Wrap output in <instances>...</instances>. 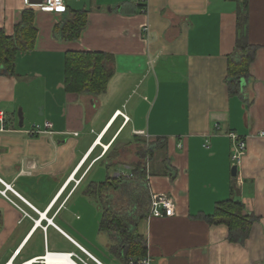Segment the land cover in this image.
I'll use <instances>...</instances> for the list:
<instances>
[{"label": "crops", "instance_id": "obj_1", "mask_svg": "<svg viewBox=\"0 0 264 264\" xmlns=\"http://www.w3.org/2000/svg\"><path fill=\"white\" fill-rule=\"evenodd\" d=\"M64 1L60 14L37 0H0V30L14 36L32 11L36 32L15 74L0 70V178L20 195L0 193V264L47 251L86 257L78 245L103 264H130L87 190L131 176L143 147L153 148L144 158L149 196L176 202L174 216L137 223L151 264H264V0H146L143 11L139 0ZM75 10L87 11V23L68 40L60 29ZM241 32L253 55L232 93L229 59L240 56ZM71 51L108 54L115 72L105 92L66 91ZM46 122L52 132L29 133ZM230 133L247 145L236 176ZM229 199L252 218L244 238L208 219Z\"/></svg>", "mask_w": 264, "mask_h": 264}, {"label": "trees", "instance_id": "obj_2", "mask_svg": "<svg viewBox=\"0 0 264 264\" xmlns=\"http://www.w3.org/2000/svg\"><path fill=\"white\" fill-rule=\"evenodd\" d=\"M145 7L146 0H140L139 8L141 11L145 10ZM241 10L238 16V26L240 30H244L247 17ZM86 23L87 11L75 10L64 21L60 31L65 39H77ZM35 34L32 11H27L24 14L22 21L16 27L14 36H7L3 30H0V70L4 68L9 75L15 74L17 53L32 48ZM235 52L240 56L237 60L230 57L228 68V81L231 84L232 93L237 91L239 79L248 75L249 64L253 55V50L245 33H240ZM114 72L113 62L106 53L68 52L65 59L66 91L89 92L93 95L101 94L106 91ZM152 151L153 148L145 149L143 147L137 152L139 160L134 163L133 176L108 175L104 182L92 183L87 190L88 195L95 196L104 206L101 221L102 230L112 237L115 243L113 249L127 258L128 263L131 261L130 258L128 259L130 254L133 255L132 258L135 261L146 255L142 249L143 239L138 233L137 223L139 220L147 218L150 211L151 196L148 194L146 184L144 158L147 154H153ZM115 165L117 163L111 162L107 167L112 168ZM122 200L127 202L119 208L118 204ZM208 219L213 222L228 224L232 240L242 236L244 238L252 224V218L244 214L243 204L233 199L219 202L215 212L208 216Z\"/></svg>", "mask_w": 264, "mask_h": 264}, {"label": "built area", "instance_id": "obj_3", "mask_svg": "<svg viewBox=\"0 0 264 264\" xmlns=\"http://www.w3.org/2000/svg\"><path fill=\"white\" fill-rule=\"evenodd\" d=\"M40 8L43 11H50L55 13L63 14L67 11V6L64 0H37ZM140 1V0H139ZM5 117L4 112H0V120H3ZM52 124L46 122L44 127L37 126L35 129L29 131L30 134H41V133H50L52 132ZM234 141V148L232 153V162L233 166L236 165L240 167L242 164V159L246 152V142L242 138H239L235 133H230ZM133 176V174H131ZM0 182L4 185V189H0V193L5 197H8V191L13 192L17 197L20 195L11 187V185L6 184L1 178ZM13 201L11 198H9ZM22 199V198H21ZM176 213V202L175 200L164 193H153L151 195L150 202V211L149 217H171ZM52 222L53 220H49ZM41 223V221H40ZM81 251L86 255L82 256L76 252H46L40 257H36L26 261L23 264H103L98 260L94 255L88 252L84 247L78 245ZM152 259L150 256L146 255L145 257L139 260L131 259V264H151Z\"/></svg>", "mask_w": 264, "mask_h": 264}, {"label": "rangeland", "instance_id": "obj_4", "mask_svg": "<svg viewBox=\"0 0 264 264\" xmlns=\"http://www.w3.org/2000/svg\"><path fill=\"white\" fill-rule=\"evenodd\" d=\"M72 1H70V4L72 5V3H71ZM80 5V2L78 1V0H76L75 1V5H72V6H75V7H78ZM40 111V110H39ZM118 201V200H117ZM126 200H122L121 202H119V204H118V206H119V208L122 206V205H124V204H126Z\"/></svg>", "mask_w": 264, "mask_h": 264}, {"label": "water", "instance_id": "obj_5", "mask_svg": "<svg viewBox=\"0 0 264 264\" xmlns=\"http://www.w3.org/2000/svg\"><path fill=\"white\" fill-rule=\"evenodd\" d=\"M20 112H21V115H22V110H20ZM21 120H22V116H21ZM231 172H232L233 176H236L237 172H238V167L236 165L232 166Z\"/></svg>", "mask_w": 264, "mask_h": 264}]
</instances>
